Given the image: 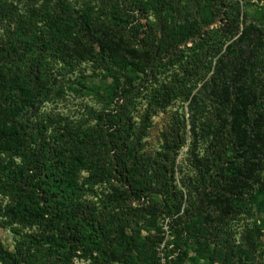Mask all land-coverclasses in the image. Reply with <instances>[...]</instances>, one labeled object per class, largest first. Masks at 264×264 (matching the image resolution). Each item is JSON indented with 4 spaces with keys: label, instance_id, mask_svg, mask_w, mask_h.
<instances>
[{
    "label": "trees",
    "instance_id": "obj_1",
    "mask_svg": "<svg viewBox=\"0 0 264 264\" xmlns=\"http://www.w3.org/2000/svg\"><path fill=\"white\" fill-rule=\"evenodd\" d=\"M148 1L145 4L147 0H135L142 11L155 13L159 37L154 42L148 33L139 48L108 24H96L87 15L73 26L62 19H52L44 31L34 20L22 18L13 4L0 0V193L10 198V203L1 209L7 218L4 223L13 228H40V240L63 264L79 250L102 254L100 264L152 261L151 257L146 262L145 245L126 233L123 221H107L102 211L96 212L80 201L85 182L79 183V172L87 171L92 180L115 181L118 186L112 185L110 202L118 210L126 200L168 191L164 184L159 189L152 187V177L148 176L152 166L136 156L139 138H133L131 119L126 114L109 117L111 131L106 136L103 132L87 134L90 146L85 138L67 130L61 135L64 140L60 145L52 146L45 127L37 120L48 95L41 58L48 56L70 69L84 62L108 71L114 67L111 78L117 89L126 82L131 86L129 73L148 77V70L157 60L175 54L179 45L189 39H204L202 32L208 36L210 20L176 24L183 0ZM189 1L195 9L200 0ZM211 1V16L224 22L220 32L227 46L224 51L222 46H210L206 55L218 58L214 65L210 64L211 76L200 91L214 104L215 116L223 117L220 125L206 123V131L212 134L216 148L223 147L226 139L228 153H216L212 166L221 169L223 182L217 184L219 193L214 200L205 197L216 208L219 223L237 214V204L249 197L264 232V6L260 7L262 12L251 10L258 8V3L264 5V0ZM193 101L198 105L195 98ZM198 122L192 116L190 128L194 136ZM97 142H105L104 150L96 149ZM15 158L21 163L17 164ZM205 177L212 178L202 175ZM207 220L213 221L211 216ZM22 242L28 250L35 248L25 238ZM28 254L22 248L8 252L0 246V264H27L31 262ZM215 255L217 260L230 264V255Z\"/></svg>",
    "mask_w": 264,
    "mask_h": 264
},
{
    "label": "rangeland",
    "instance_id": "obj_2",
    "mask_svg": "<svg viewBox=\"0 0 264 264\" xmlns=\"http://www.w3.org/2000/svg\"><path fill=\"white\" fill-rule=\"evenodd\" d=\"M3 1L13 4L22 18L34 20L44 31L52 19H62L73 26L87 15L96 24H108L139 48L148 33L154 42L159 37L155 13L142 11L141 4L135 0ZM148 3L147 0L145 4ZM190 4L189 0L182 1L180 15L173 17L176 24L188 25L195 19L202 24L210 20L208 36L202 32L204 39H189L179 45L175 54L157 60L148 70V77L129 73L131 86L126 82L117 89L113 87L114 67L108 71L84 62L70 69L43 56L48 95L39 108L37 120L45 127V136L52 146H58L66 130L85 138L88 145L87 134L103 132L106 136L109 117L119 114L130 117L133 138L136 135L139 138L136 156L152 166L148 172L152 187L159 189L164 184L168 193H150L139 200H126L122 210H118L110 202L112 185L118 186L115 181L92 180L87 171L79 172L77 179L79 183L85 182L80 201L96 212L102 211L107 221H123L126 233L145 245L146 262L152 257L151 264H225L223 259L216 258L215 254L221 253L232 257L230 264H264V232L250 198L237 204V214L219 223L216 208L205 197L214 200L219 193L217 184L223 182L221 169L212 163L217 154L228 153L225 150L228 143L224 139L223 147L216 148L212 134L206 131V123L220 125L223 117L215 116L214 104L200 90L211 76L210 64L214 65L218 58L206 55L210 46H222L224 51L227 42L220 32L224 22L220 17L211 16L212 1L200 0L195 9ZM258 4V8L251 10L262 12L260 7L264 5ZM166 15L172 18L169 13ZM73 28L76 30L77 26ZM192 116L199 120L195 136L190 128ZM104 143L97 142L96 149L104 150ZM15 162L18 164L21 160L15 158ZM202 175L212 178L203 179ZM8 203L9 196L0 193V246L8 252L17 248L27 251L31 260L27 264H63L54 259L57 256L40 240V228L5 225L7 218L1 209ZM207 216L213 221L207 220ZM23 238L33 244L38 242L32 240L35 238L41 244H34L35 248L28 250L22 247ZM101 257L98 252L88 254L79 250L65 264H100Z\"/></svg>",
    "mask_w": 264,
    "mask_h": 264
},
{
    "label": "built area",
    "instance_id": "obj_3",
    "mask_svg": "<svg viewBox=\"0 0 264 264\" xmlns=\"http://www.w3.org/2000/svg\"><path fill=\"white\" fill-rule=\"evenodd\" d=\"M162 256V253H160V257Z\"/></svg>",
    "mask_w": 264,
    "mask_h": 264
}]
</instances>
